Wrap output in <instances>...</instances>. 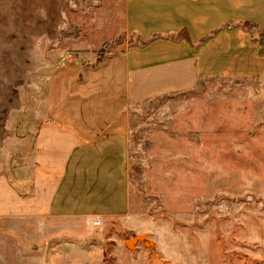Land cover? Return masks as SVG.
<instances>
[{
    "label": "rangeland",
    "instance_id": "374dc122",
    "mask_svg": "<svg viewBox=\"0 0 264 264\" xmlns=\"http://www.w3.org/2000/svg\"><path fill=\"white\" fill-rule=\"evenodd\" d=\"M124 6L0 0V177L31 169L56 71L75 62L85 72L140 43ZM129 130L126 212L93 218L95 240L81 249L98 241L104 264H264V74L131 101ZM34 224L0 216V264L59 261L66 241L37 243L21 231ZM136 235L146 242L127 247Z\"/></svg>",
    "mask_w": 264,
    "mask_h": 264
},
{
    "label": "crops",
    "instance_id": "0c3cea01",
    "mask_svg": "<svg viewBox=\"0 0 264 264\" xmlns=\"http://www.w3.org/2000/svg\"><path fill=\"white\" fill-rule=\"evenodd\" d=\"M123 13L140 43L85 72L75 62L56 71L31 169H18L14 182L0 177L1 217L36 221L21 231L41 245L66 241L55 264H104L98 241L84 249L78 242L95 240L93 218L128 207L131 101L191 90L209 77L264 74V0H125Z\"/></svg>",
    "mask_w": 264,
    "mask_h": 264
},
{
    "label": "water",
    "instance_id": "95a60500",
    "mask_svg": "<svg viewBox=\"0 0 264 264\" xmlns=\"http://www.w3.org/2000/svg\"><path fill=\"white\" fill-rule=\"evenodd\" d=\"M147 240L146 235H136L126 241V246L134 249L139 242L145 243Z\"/></svg>",
    "mask_w": 264,
    "mask_h": 264
},
{
    "label": "trees",
    "instance_id": "16d2710c",
    "mask_svg": "<svg viewBox=\"0 0 264 264\" xmlns=\"http://www.w3.org/2000/svg\"><path fill=\"white\" fill-rule=\"evenodd\" d=\"M242 26L244 28L248 29V30H251L253 28V26L249 25V23H243ZM180 37H183V33L180 35ZM184 37L187 38V40H190V38L188 36H184ZM263 40H264V38L262 40H260L259 42H261L262 44H264L263 43ZM143 43H145V42H143Z\"/></svg>",
    "mask_w": 264,
    "mask_h": 264
},
{
    "label": "built area",
    "instance_id": "2783aa9c",
    "mask_svg": "<svg viewBox=\"0 0 264 264\" xmlns=\"http://www.w3.org/2000/svg\"><path fill=\"white\" fill-rule=\"evenodd\" d=\"M93 224L94 225H100L101 224V221L99 219H94L93 220Z\"/></svg>",
    "mask_w": 264,
    "mask_h": 264
}]
</instances>
